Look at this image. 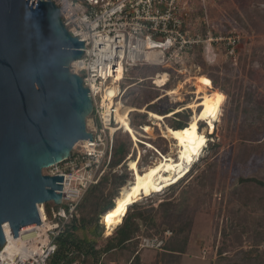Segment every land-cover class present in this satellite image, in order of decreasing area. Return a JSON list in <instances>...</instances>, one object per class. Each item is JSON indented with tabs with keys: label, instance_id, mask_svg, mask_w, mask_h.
Wrapping results in <instances>:
<instances>
[{
	"label": "rangeland",
	"instance_id": "374dc122",
	"mask_svg": "<svg viewBox=\"0 0 264 264\" xmlns=\"http://www.w3.org/2000/svg\"><path fill=\"white\" fill-rule=\"evenodd\" d=\"M186 1L199 16L191 26L203 41L190 48L179 65L168 67L163 63L136 67L124 82L126 90L122 102L134 109L124 101L126 91L140 88L142 67H156V72L147 77L150 87L160 93L159 99L152 103L166 109L177 102H184L183 107L191 109V119L197 126L199 121H204L206 126L201 132L207 136V141L200 153L194 154L187 163L190 171L176 184L177 191L163 183L158 189H153L159 192L149 191L138 200L146 207H155L158 201L168 198L187 204V209L194 215V224L181 264H264V188L252 182L238 183L240 176H257L264 181V113H260L264 109V0ZM204 10L209 24L203 22ZM208 28L212 36L231 32L240 36L235 57L228 54L223 43H213L212 49H208L209 45L204 41ZM199 44L204 45L203 57L209 65H204L194 50ZM203 66H207L206 73L216 77L217 88L212 86L213 82L206 73L201 74ZM165 71L175 81L174 93L169 91L167 94L166 88L157 87L151 81L156 73ZM213 89L223 94L214 112L211 108L217 103L218 96L215 91L212 93ZM138 111L146 113L150 122V125L139 129V138L155 141L154 145L148 146L145 142L142 148H138L142 152L143 165L137 171L142 174L147 166L160 160L161 155L176 158L178 147L173 139L165 136L163 121L158 125L145 107ZM211 128L215 132L213 138L207 135ZM213 142H217L219 147L213 146ZM138 155L137 150L136 159ZM135 162L137 165V160ZM43 172L48 174L49 169H43ZM52 204V201L43 204L46 218L50 217ZM170 234L167 229L163 238L142 236L140 241L143 239L144 247L139 246L141 259L152 261ZM158 242L160 245L157 246ZM219 248L223 250L222 255L217 253ZM248 254L251 257L247 258ZM120 264H126L125 260Z\"/></svg>",
	"mask_w": 264,
	"mask_h": 264
},
{
	"label": "built area",
	"instance_id": "2783aa9c",
	"mask_svg": "<svg viewBox=\"0 0 264 264\" xmlns=\"http://www.w3.org/2000/svg\"><path fill=\"white\" fill-rule=\"evenodd\" d=\"M51 1L68 32L84 42L82 56L70 62L69 70L80 75L89 90L93 109L86 125L92 138L78 141L70 156L48 168V174L63 175L61 203L49 207L48 218L43 212L44 203L39 204L40 224L20 231L15 239L4 233L0 264L47 262L56 249L57 236L77 216V206L86 190L109 168L114 133L121 126L117 114L125 107L122 97L126 87H122V81L138 66L179 65L187 51L203 41L193 31L190 18L195 10L186 0ZM202 19L209 24L205 10ZM239 40L234 32L212 36L208 28L204 41L208 49L213 43H223L228 54L235 57ZM162 74L166 79L160 85L155 79ZM168 76V71L156 73L151 81L162 87ZM139 246L144 247L143 239Z\"/></svg>",
	"mask_w": 264,
	"mask_h": 264
},
{
	"label": "water",
	"instance_id": "95a60500",
	"mask_svg": "<svg viewBox=\"0 0 264 264\" xmlns=\"http://www.w3.org/2000/svg\"><path fill=\"white\" fill-rule=\"evenodd\" d=\"M83 51L51 0H0V247L3 224L17 237L39 204L61 203L63 175L43 169L92 138L89 90L69 70Z\"/></svg>",
	"mask_w": 264,
	"mask_h": 264
},
{
	"label": "trees",
	"instance_id": "16d2710c",
	"mask_svg": "<svg viewBox=\"0 0 264 264\" xmlns=\"http://www.w3.org/2000/svg\"><path fill=\"white\" fill-rule=\"evenodd\" d=\"M195 17L199 16L192 13L190 21L193 22ZM202 30H204V27ZM203 47V44H199L194 50L198 53L202 63L209 65L204 60ZM206 69L207 66H203L201 74H205ZM156 70L157 68L153 66L142 67L141 78L143 79L140 88L127 90L128 92L126 91L127 94L125 95L127 98L124 97V101L130 107H134L128 113V122L140 140L137 142L138 147H135V142L129 132L119 129L114 133L109 168L96 184L91 185L86 190L77 206V216L68 222L62 233L57 236L55 240L56 249L45 264H110L111 262L120 264L123 259L126 264H181L182 256L187 253L190 244L194 215L187 209V204L180 200L174 202L172 198L162 199L158 201L155 207H146L138 198L127 206L121 221L109 233H107L104 226L105 217L114 213L117 200L122 194V187L133 182V171L130 164L137 160L138 169L143 165L141 164L142 152L138 148H142L145 142L152 145L155 143L150 138H147V140L139 138V129L141 130V127L150 125L147 114L138 111L139 109L145 107L146 112L151 111L160 114L164 118L163 128L166 129V126L171 127L184 136H191L195 132L202 133L201 129L206 126L203 123L204 121H199L198 126L195 124L191 119V109L184 108L182 104L184 102H177L166 109H162L159 104L152 103L160 97V93L150 87V81L147 77L154 74ZM174 72L171 73L174 74ZM206 74L213 82L212 86L217 88L215 84L216 77L211 73ZM126 79L122 81L123 87L126 86L124 84ZM163 87L166 88L167 94L169 91L174 93L175 81L173 82L171 76H169ZM219 88L225 90L222 87ZM214 91L218 96V101L214 108H211L213 112L223 98L220 91L213 89L212 93H215ZM179 106L180 108H178ZM199 109L200 107L197 108V110ZM171 112L173 113L171 114ZM260 113H264V109L260 110ZM166 115L170 116L167 117ZM207 135L211 138L214 137L213 128L209 130ZM212 145L219 147L217 142H213ZM137 150L139 155L136 159ZM150 151L153 152V150ZM189 171L190 169L183 173L184 176ZM184 176L172 180L164 186L172 188V191H177L176 184ZM251 182L264 188L263 179L257 176L238 177V183ZM151 192H159V190H152ZM172 218H174L173 222L171 221ZM167 229L171 231V234L156 251L154 259L152 261L141 259L142 249L139 248L141 237L163 238ZM223 234H225V231H223ZM217 253L222 255V248L217 249ZM246 257L251 256L248 254Z\"/></svg>",
	"mask_w": 264,
	"mask_h": 264
},
{
	"label": "bare ground",
	"instance_id": "6f19581e",
	"mask_svg": "<svg viewBox=\"0 0 264 264\" xmlns=\"http://www.w3.org/2000/svg\"><path fill=\"white\" fill-rule=\"evenodd\" d=\"M165 79L166 74H162L161 76H158L155 81L162 85ZM130 110L132 109L127 106H125L124 109L119 110L117 114L118 123L121 124L119 129L130 133L131 137L134 139V145L137 148V141L139 140L135 138V135L133 134L134 131L131 129L128 122V113ZM148 113L156 120L157 124H161V121L164 119L163 116L158 113L151 111H148ZM165 136L175 141L176 147H178L176 158L170 155H161V159L156 161L154 164L147 166L142 174L137 171L136 162L132 163L131 166L135 170L133 174V182L122 187V194L117 200L114 213L105 217L107 233H109L121 221L127 206L131 202L137 200L141 195L146 194L153 189H158L163 185V183H168L167 181L169 180L173 179L174 181L181 178L184 175L183 173H185L187 168L190 166V164L187 166L189 160L193 158L194 154H198L207 141V136L203 133L195 132L191 136H184L168 126H166ZM147 145L151 146L149 143H147ZM185 166L187 168H185ZM188 169H190V167ZM3 229L5 235H7L10 239H15L12 235L11 228L7 223L4 224Z\"/></svg>",
	"mask_w": 264,
	"mask_h": 264
},
{
	"label": "crops",
	"instance_id": "0c3cea01",
	"mask_svg": "<svg viewBox=\"0 0 264 264\" xmlns=\"http://www.w3.org/2000/svg\"><path fill=\"white\" fill-rule=\"evenodd\" d=\"M110 264H114L113 262H111Z\"/></svg>",
	"mask_w": 264,
	"mask_h": 264
}]
</instances>
